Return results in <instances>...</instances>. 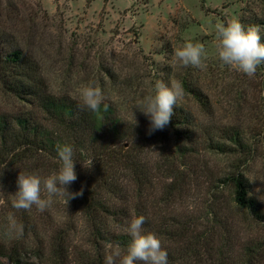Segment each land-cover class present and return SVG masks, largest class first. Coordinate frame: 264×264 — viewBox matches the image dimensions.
<instances>
[{
    "label": "rangeland",
    "instance_id": "rangeland-1",
    "mask_svg": "<svg viewBox=\"0 0 264 264\" xmlns=\"http://www.w3.org/2000/svg\"><path fill=\"white\" fill-rule=\"evenodd\" d=\"M231 20L258 26L264 43V0H0V60L20 52L56 104L108 124L105 135L73 157L102 203L97 230L129 234L130 221L144 216L142 231L161 241L168 264H240L244 250L264 252V221L238 206L231 180L242 176L248 198L264 212V63L248 77L218 59L215 25ZM188 41L205 46L202 69L173 65V50ZM170 78L182 82L184 95L171 124L147 135L149 121L135 105ZM88 83L104 94L99 111L79 107V89ZM30 100L6 93L0 83V115L50 120ZM103 146L110 149L99 159ZM49 158L29 157L22 173L51 175L59 163ZM1 176L0 264H11L4 253L12 249L23 264H57L54 247L62 237L64 264L105 261L119 247L104 242L95 250L79 197L67 204L53 197L42 212L17 210L16 190ZM77 182L67 186L70 192ZM254 264H264V256Z\"/></svg>",
    "mask_w": 264,
    "mask_h": 264
},
{
    "label": "trees",
    "instance_id": "trees-1",
    "mask_svg": "<svg viewBox=\"0 0 264 264\" xmlns=\"http://www.w3.org/2000/svg\"><path fill=\"white\" fill-rule=\"evenodd\" d=\"M0 83L6 93L20 99L30 100L44 112L50 120H38L32 114H7L0 115V179L1 175L6 176L14 189L17 191L16 180L29 157L46 156L52 158L55 163H59L57 148L64 145H70L73 149V157L78 153L77 148L89 145L90 142L97 140V136L108 132V124L98 120L95 115L94 119L86 120V112L76 107L67 106L60 102L56 104L53 98L46 95V90L42 84V79L37 70L30 65L28 60L21 57L20 52H13L6 58L0 60ZM43 86V89H41ZM35 103V104H34ZM77 115L75 119H72ZM69 118V120L65 118ZM171 124V122H170ZM113 128V127H112ZM105 135V134H104ZM88 136V137H87ZM90 146V145H89ZM103 151H98V158H102L109 147L103 146ZM103 152V153H102ZM129 155L126 156L128 158ZM49 158V160H51ZM125 158V159H126ZM36 162L35 170L39 167ZM53 166V164H51ZM127 169H134L128 164ZM77 178V192L83 188L82 196H78L83 204L86 217L90 220L94 232L92 234L93 247L101 251L97 246L99 243H112L118 245L123 250L131 241L129 234H115L104 236L98 230L94 222L95 216L102 203L97 195V191L91 188V178L82 172L81 166L75 168ZM31 174H35L29 170ZM37 175V174H36ZM235 186V202L241 208H246L252 212L258 221H264V212L260 205L254 199L248 198L247 187L243 177L234 176L231 178ZM65 239V238H64ZM63 237L56 242L54 247V263H61L63 256L66 255L67 246ZM262 247L248 248L242 252L240 264L260 263L264 252ZM10 260L11 264H23L22 253L12 249L9 253H4ZM62 258V259H61ZM99 258V257H98ZM101 259V260H100ZM61 264H64L62 262ZM86 264H105L102 258L88 259Z\"/></svg>",
    "mask_w": 264,
    "mask_h": 264
},
{
    "label": "clouds",
    "instance_id": "clouds-1",
    "mask_svg": "<svg viewBox=\"0 0 264 264\" xmlns=\"http://www.w3.org/2000/svg\"><path fill=\"white\" fill-rule=\"evenodd\" d=\"M260 28L245 26L239 20H231L215 25V53L226 66L253 77L258 67L264 63V43H261ZM208 56L205 46L191 41L183 43L173 50L172 63L183 67L203 68ZM184 95L182 82L170 78L168 83L157 81L154 94L140 99L135 109L149 121L147 135L164 130L171 122L174 106ZM104 94L92 83L84 84L79 89V107L93 112L99 111L104 102ZM106 111L108 104H103ZM59 161L58 171L41 177L36 174L19 173L13 194L12 206L17 210H30L35 206L44 211L52 203V198L59 196L68 200L82 196L83 188L70 192L67 188L77 179L74 169L73 149L70 145L57 148ZM42 191L46 194L42 198ZM145 217H134L127 231L131 236L130 243L124 250L117 247L105 256V264H168V253L161 246V241L154 234H144L142 225ZM22 234V228L19 229Z\"/></svg>",
    "mask_w": 264,
    "mask_h": 264
}]
</instances>
